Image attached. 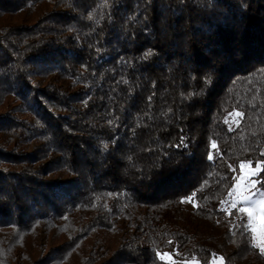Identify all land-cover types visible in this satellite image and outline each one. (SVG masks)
Returning <instances> with one entry per match:
<instances>
[{
    "label": "trees",
    "instance_id": "1",
    "mask_svg": "<svg viewBox=\"0 0 264 264\" xmlns=\"http://www.w3.org/2000/svg\"><path fill=\"white\" fill-rule=\"evenodd\" d=\"M261 153L264 0H0V264H264Z\"/></svg>",
    "mask_w": 264,
    "mask_h": 264
},
{
    "label": "snow or ice",
    "instance_id": "2",
    "mask_svg": "<svg viewBox=\"0 0 264 264\" xmlns=\"http://www.w3.org/2000/svg\"><path fill=\"white\" fill-rule=\"evenodd\" d=\"M239 115V114H237ZM183 141V138H181ZM212 148H216L215 144H212ZM261 155H264V153H261ZM208 159L211 160L213 159V156L211 154L208 155ZM246 165L248 167H251V162H242L240 164L241 170H243ZM257 168H262V165L257 164ZM264 170V169H262ZM254 176H258V172H253ZM257 180L255 179H249L245 185L244 188L247 190V194L243 196L241 200L237 199H232L231 197L234 195V192L229 193V199L228 200H222L221 201V211H225L226 214L228 215H233L230 209L236 208L239 213H246L248 217V223L243 224L242 227L245 231H252L255 233L256 229L253 226V217H254V209L255 206L259 203L264 207V191H259L256 192V185H257ZM249 185L251 187H249ZM237 185H234L233 188L235 189ZM196 207V205H193ZM255 239V236L253 237ZM255 247L259 248L260 254L264 255V241H261L260 243H257L254 245ZM157 255H160L157 253ZM169 254H164L161 256V259H165ZM211 264H216V258L214 257L213 260L211 261ZM219 264H223V258H219Z\"/></svg>",
    "mask_w": 264,
    "mask_h": 264
},
{
    "label": "rangeland",
    "instance_id": "3",
    "mask_svg": "<svg viewBox=\"0 0 264 264\" xmlns=\"http://www.w3.org/2000/svg\"><path fill=\"white\" fill-rule=\"evenodd\" d=\"M237 116H238L237 113H233L229 117V119H228L229 126H233L237 122ZM240 164H239L238 169H237L235 183H234V185H237V187L235 189L232 187V190L230 191V192H234V195L231 198L237 199V200H241L243 198V196L247 194V190L244 188L245 183L249 179L257 180V176H254L253 172L259 173L261 170V168H257V164L256 165L251 164V167H248L246 165V167L243 170H241ZM249 187H251V186L249 185ZM255 191L256 192L264 191V189H260L256 185ZM228 199H229V195L227 197V200ZM185 206L189 209L193 208L192 203L189 202L188 200L185 201ZM230 210H235L234 222L238 219L245 218L246 223H248V217H247L246 213H239L236 208H232ZM252 223H253V226L256 229V231H255V233H253L252 231H249V232L252 236L253 244L255 245L257 243H260L261 241H264V207H262V205L259 203L255 206L254 217H253ZM254 236H255V239L253 238ZM257 249L259 250V248H257ZM219 258L220 257H216V264H219ZM163 260L170 261L171 257L168 255ZM191 263L197 264L196 262H191Z\"/></svg>",
    "mask_w": 264,
    "mask_h": 264
}]
</instances>
